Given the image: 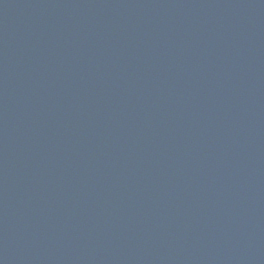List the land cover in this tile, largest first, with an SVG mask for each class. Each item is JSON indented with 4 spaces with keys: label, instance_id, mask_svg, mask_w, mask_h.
<instances>
[{
    "label": "water",
    "instance_id": "obj_1",
    "mask_svg": "<svg viewBox=\"0 0 264 264\" xmlns=\"http://www.w3.org/2000/svg\"><path fill=\"white\" fill-rule=\"evenodd\" d=\"M0 264H264V0H0Z\"/></svg>",
    "mask_w": 264,
    "mask_h": 264
}]
</instances>
